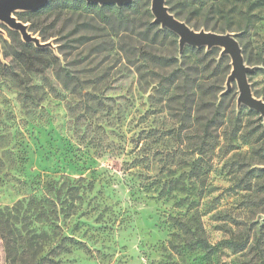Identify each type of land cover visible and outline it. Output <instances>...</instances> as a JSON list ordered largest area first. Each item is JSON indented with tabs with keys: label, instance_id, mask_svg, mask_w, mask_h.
<instances>
[{
	"label": "rangeland",
	"instance_id": "374dc122",
	"mask_svg": "<svg viewBox=\"0 0 264 264\" xmlns=\"http://www.w3.org/2000/svg\"><path fill=\"white\" fill-rule=\"evenodd\" d=\"M146 1L127 25L111 11L50 12L33 34L51 53L0 24V264H262L264 176L230 166L264 170V120L237 106L236 83L224 98L209 58L152 27ZM167 5L196 31L234 34L264 101V0ZM197 239L211 255L188 249Z\"/></svg>",
	"mask_w": 264,
	"mask_h": 264
},
{
	"label": "water",
	"instance_id": "95a60500",
	"mask_svg": "<svg viewBox=\"0 0 264 264\" xmlns=\"http://www.w3.org/2000/svg\"><path fill=\"white\" fill-rule=\"evenodd\" d=\"M51 0H0V24L20 34L25 44H33L36 48L54 49L51 42H42L35 36L28 24L23 23L16 17L17 13L36 12L44 8ZM98 6L113 5L116 7L128 6L135 0H85ZM151 13L154 23L161 29L174 33L179 38V50L183 52L186 46L190 48H205L211 51L214 48L221 50V57L228 56L231 61V72L226 81L225 93L233 88L236 83L238 88L237 106H245L258 113L264 120V101L255 97L249 82V75L255 72L250 67L243 54V48L236 36L232 33H215L205 30L196 31L187 23L180 21L170 11L167 0H151ZM1 33V31H0Z\"/></svg>",
	"mask_w": 264,
	"mask_h": 264
},
{
	"label": "trees",
	"instance_id": "16d2710c",
	"mask_svg": "<svg viewBox=\"0 0 264 264\" xmlns=\"http://www.w3.org/2000/svg\"><path fill=\"white\" fill-rule=\"evenodd\" d=\"M170 1L171 0H168L167 4L170 3ZM146 2L148 5L150 3V0H147ZM56 9H63V10L68 9V10H72V11H76V12L81 11V12H84L86 14H94L95 12H101L104 10L105 11H111L115 14V17L118 19L119 23L127 25L128 19H127V16L125 15V12L126 11H132V12L136 13L137 12V2H134L128 6H123V7L118 8V7L113 6V5L98 6V5H95L93 3H88L85 0H51L44 8H42L39 11L17 13L16 17L18 20L22 21L23 23L30 24L29 28H30V31L32 33H37V32H39V25H40L42 19L45 18L50 12H53ZM150 12H151V8L146 9V13L150 14ZM173 14L180 21L183 20V19L182 20L180 19L182 15L179 14L178 12H176L175 10H173ZM205 26L207 27V31H211V26H209V23H207ZM152 27L159 29L160 26L154 23L152 25ZM248 27H249V23H248V19H247L246 25H245L243 30L247 29ZM159 32L169 34L173 37H176V35L174 33H172L169 30H166V29H159ZM49 39L50 38L48 36H41L42 42H48ZM240 44H241V47L243 48V54H244L246 63L249 66L255 65L256 63H254L252 58L248 55L246 47L244 45H242V43H240ZM24 47L28 48V49H32L35 47V45L25 44ZM190 50L194 54H196L197 56L201 55L202 61L203 60L205 61L209 58V60L206 61L207 65H209V67L205 66L206 71L209 74L216 75V74L220 73V75L227 81V78H228V76L231 72V69H232L231 68V61H230V58L228 56H222L221 57V50L220 49L214 48L211 51H208L207 53H204L206 51L205 48H201V49L190 48ZM35 51L37 53H51L50 48H45V49L36 48ZM215 53H218V54L220 53V58H219V61L217 63L215 62L214 69H211V63L210 62L212 61V57H214ZM147 58L153 62L162 64L164 66H170V65L174 64V62H175V60L173 58L164 57V56H157V55L151 54V53L147 54ZM204 61L202 62L203 64H204ZM214 61H216V60H214ZM59 71L62 72L64 70L59 67ZM254 74H255V72L250 74L249 77L254 75ZM57 75H58V77H60L61 76L60 72H57ZM65 75L67 78H69L68 72L65 71ZM225 90L220 89L219 92L221 93L224 91V93H225ZM230 95H233L235 98L237 96V92L233 93V91L231 90L230 92L225 93L224 98H226ZM218 115H219V109L215 111L214 115L210 119H208L204 125V128H203L204 141H203L201 149L198 152L201 157H204V154H205V151H204L205 146H206L205 140L209 139V138L213 139V136L211 134V127L216 122ZM214 139H216V138H214ZM216 142H217V139L215 140V143ZM197 161H200V160H197ZM230 167H231L233 172L243 173L245 177L247 176V178L248 177L261 178L262 176H264V170H261V169H259V170H248V169H250V166L248 164H241L239 162H234L233 164H231ZM178 225L184 231H188V232L191 231V228L188 227V224H186L184 222H179ZM186 246L188 247V249L190 251L202 249V250L206 251L208 255H211L212 251L215 249L206 240H202V239H197L195 241L187 243ZM255 247L261 255L262 264H264V248L262 245V239L260 237H257L255 239ZM56 249H60V248L57 247ZM47 262H49L51 264H60V262H55L54 260H47ZM37 264H40V263H37Z\"/></svg>",
	"mask_w": 264,
	"mask_h": 264
}]
</instances>
